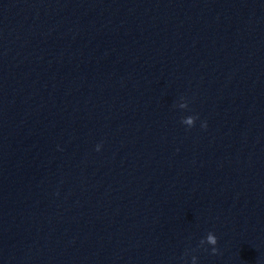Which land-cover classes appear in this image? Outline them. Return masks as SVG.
Wrapping results in <instances>:
<instances>
[{
    "label": "clouds",
    "instance_id": "9594fccd",
    "mask_svg": "<svg viewBox=\"0 0 264 264\" xmlns=\"http://www.w3.org/2000/svg\"><path fill=\"white\" fill-rule=\"evenodd\" d=\"M178 107L181 108V109H186L188 107V104H187V102H181L178 105ZM197 119H198L197 116H187V117H184L182 119L181 123L186 125V126H188L189 128H191V127H193L195 125V122H196ZM201 127L202 128H206L207 127V122L206 121L202 122ZM100 148H101V145L98 144L96 146V150L99 151ZM217 243H218L217 237L212 232H209L207 234V236L200 241L201 245L208 244V245L212 246L211 252H212L213 255L217 254V252H218V249L216 248ZM192 264H197V257L196 256L192 257Z\"/></svg>",
    "mask_w": 264,
    "mask_h": 264
}]
</instances>
